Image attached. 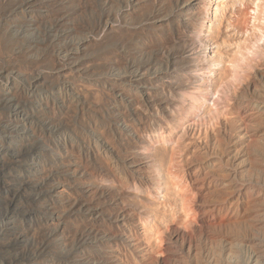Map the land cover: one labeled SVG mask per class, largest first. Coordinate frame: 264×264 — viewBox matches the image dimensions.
<instances>
[{"label": "rangeland", "instance_id": "obj_1", "mask_svg": "<svg viewBox=\"0 0 264 264\" xmlns=\"http://www.w3.org/2000/svg\"><path fill=\"white\" fill-rule=\"evenodd\" d=\"M263 257L264 0H0V264Z\"/></svg>", "mask_w": 264, "mask_h": 264}, {"label": "bare ground", "instance_id": "obj_2", "mask_svg": "<svg viewBox=\"0 0 264 264\" xmlns=\"http://www.w3.org/2000/svg\"><path fill=\"white\" fill-rule=\"evenodd\" d=\"M195 101H197V100H195ZM194 101V103L196 104V102ZM262 264H264V257H263V263Z\"/></svg>", "mask_w": 264, "mask_h": 264}]
</instances>
